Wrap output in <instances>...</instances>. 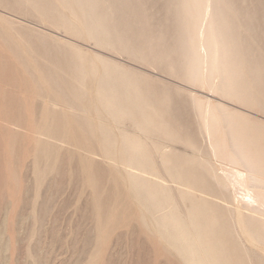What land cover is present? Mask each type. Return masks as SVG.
Segmentation results:
<instances>
[{"label":"bare ground","instance_id":"6f19581e","mask_svg":"<svg viewBox=\"0 0 264 264\" xmlns=\"http://www.w3.org/2000/svg\"><path fill=\"white\" fill-rule=\"evenodd\" d=\"M0 4L264 112V0ZM69 46L90 58L67 64L62 74L24 69L43 99L39 124L47 134L37 147L38 170L41 162L46 166L41 172L54 166L49 139L66 137L71 123L77 139L96 141L102 156L116 163L111 171L123 174L112 178L107 199H99L104 220L118 219L107 201L121 198L118 192L125 186L141 206L136 221L183 264H264V120L231 102L169 87L187 97L196 124L191 133L181 121L184 106L180 113L175 103L181 96L174 101L177 92L172 98L163 81L166 92L158 86L157 93L147 73ZM178 143L190 150L177 151Z\"/></svg>","mask_w":264,"mask_h":264},{"label":"rangeland","instance_id":"374dc122","mask_svg":"<svg viewBox=\"0 0 264 264\" xmlns=\"http://www.w3.org/2000/svg\"><path fill=\"white\" fill-rule=\"evenodd\" d=\"M0 14L6 17H0V264H181V259L175 253L173 256L157 235L136 221L141 206L129 195L127 187L118 192L121 198L109 196L107 201L111 212L118 213L117 220L112 216L107 221L99 214V205L112 191V178L123 174L111 171L116 163L113 165L102 156L96 141L77 139L75 125L66 126L63 139H49L55 147L54 166L41 172L46 168L41 162L38 170L37 147L47 134L39 124L43 99L24 69L29 65L62 74L60 71L67 64L90 58L69 46L75 44L91 55L97 53L147 73L153 77L147 82L157 93L165 91V87L172 97L176 90L170 88L176 86L213 101L227 100L158 67L54 29L31 12L29 16L0 4ZM158 86L162 88L159 91ZM177 93L172 98L175 101L181 96L175 102L179 112L184 106L181 116L185 117L181 121L193 133L196 124L187 107V97ZM227 102L264 120L263 111ZM177 145L179 152L190 150L184 144ZM119 162L117 157L118 167Z\"/></svg>","mask_w":264,"mask_h":264}]
</instances>
